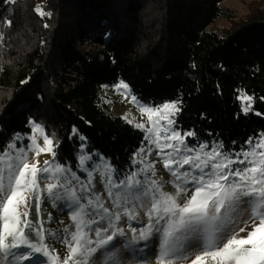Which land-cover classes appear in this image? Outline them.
<instances>
[{
  "label": "trees",
  "instance_id": "16d2710c",
  "mask_svg": "<svg viewBox=\"0 0 264 264\" xmlns=\"http://www.w3.org/2000/svg\"><path fill=\"white\" fill-rule=\"evenodd\" d=\"M222 2L0 0V146L17 134L30 135L31 121L58 145L59 163L76 169L78 136H83L94 163L102 155L119 173L135 170L140 165L132 162L133 154L146 144L145 132L113 111L107 92L124 81L147 105L182 101L176 128L196 133L187 137L190 146L203 141L209 149L214 142H222L226 151L247 147L244 141L264 132V0L248 1L239 17ZM219 19L228 25L215 28ZM85 34L89 52L82 43ZM67 68L70 75L63 79ZM238 90L253 96L247 115ZM80 175L87 183L88 176ZM49 211L41 208L46 229L57 236L66 227L74 230L71 217L53 214L49 221ZM238 212L240 218L245 211ZM47 242L61 258L67 255L63 243L52 237Z\"/></svg>",
  "mask_w": 264,
  "mask_h": 264
},
{
  "label": "snow or ice",
  "instance_id": "6c2138e0",
  "mask_svg": "<svg viewBox=\"0 0 264 264\" xmlns=\"http://www.w3.org/2000/svg\"><path fill=\"white\" fill-rule=\"evenodd\" d=\"M35 11L41 16L46 14L41 6ZM115 87L117 91L124 89L125 94L130 91L124 81ZM237 99L243 114L252 111L253 96L238 90ZM131 101L138 105L142 116L147 114L150 125L134 124L145 132L147 142L133 154L132 162L140 167L119 173L102 155L98 156L101 163L92 165L103 177L111 208L93 191V171L85 167L92 156L79 157L81 171H87L85 183L57 162L54 149L58 145L40 124L30 121V143L18 147L16 141L23 138L17 134L0 146V264H124L114 250L121 243L116 237H124L125 231L117 227L121 212L113 209H122L123 215L135 219L136 213L127 207L129 204L144 208L148 221L139 230L138 238L137 229L131 228L134 235L125 247L140 253L132 244L137 239L148 240L155 230L159 233L156 264H264V132L249 137L244 141L247 147L242 145L239 150L226 151L222 142L212 143L210 149L209 143L203 141L190 146L187 137H195L196 133L187 131L182 135L176 128L175 117L182 101L158 106L140 105L135 96ZM37 134L43 138V146L38 143ZM72 134L78 136V130L73 128ZM78 138L85 140L83 136ZM154 150L174 178L169 182L174 193L164 191L160 181L152 178L156 175L155 161L148 158ZM42 153L51 154L52 160H45L40 166L36 158ZM43 180L49 182L41 188ZM44 193L53 201L69 202L66 206L73 209V231L66 227L64 234L57 236L44 227L40 219ZM32 200L35 222L30 218ZM241 205L250 208L244 220L239 218ZM48 220H52L51 213ZM162 221L163 225L156 227ZM109 229L111 233L105 235ZM89 233L97 239L93 241ZM48 237L63 243L67 255L61 258L47 242Z\"/></svg>",
  "mask_w": 264,
  "mask_h": 264
},
{
  "label": "rangeland",
  "instance_id": "374dc122",
  "mask_svg": "<svg viewBox=\"0 0 264 264\" xmlns=\"http://www.w3.org/2000/svg\"><path fill=\"white\" fill-rule=\"evenodd\" d=\"M248 1H251V0H223L222 5L231 9L236 14V16L239 17L240 15L246 12V3ZM227 25H228V22L226 20L219 19L214 24V27L221 29L223 27H226ZM82 43H83V47L85 51L89 52L92 49V46L88 43L87 34L84 35ZM73 64H75V62H73L72 65ZM69 73H70V69L67 68L66 71L62 73L63 79H66V77L70 75ZM119 83H117L116 85H118ZM116 85L107 89L109 98L113 101V111L116 114H119L123 117H127V120H133V123H132L133 125L136 123H144L146 126H150L148 123L147 114L142 116L138 110V105L131 101L132 95L130 94V92L128 91L125 94L124 89H120V91H117L115 87ZM138 103L140 105H147L140 101H138ZM161 123H163V121ZM30 135H32V133ZM30 135H22L21 137L23 139L18 141L19 146H21L22 144L26 145L30 143V141L27 139V137ZM37 141L41 146H43V138L39 136V134H37ZM81 142H82L81 145H85L84 140H81ZM81 145L79 147V152L77 153L76 169H73L70 164H63L65 168L71 169V172L75 173L76 176L79 177V179L81 178L80 174L87 175V171H81L79 157L80 155H91L86 151V146L82 148ZM29 159H30V162H32L31 153H29ZM36 159L40 161V166H43V162L45 160H52V156L49 153H42ZM148 159L150 161H153V160L155 161L156 175L155 177H152V178L156 179V177H160L158 180L162 184L164 191L174 193L175 189H172V188L165 189L164 188L166 184L167 186L172 185L171 183L169 184V182L172 181L174 178L164 168L163 163L160 160V158L155 156V150L153 151V155L149 157ZM89 163H91V166H92L94 161L92 160L87 161L85 165V167L88 170L93 171V177L95 178L93 184L96 186L93 191H96L97 195L102 194L100 196L102 199V202L105 203V206H108L111 208V201L108 199L107 192L104 190L103 177L100 175L99 172L94 171L92 167L90 168ZM99 163H101V161ZM185 168H187V165L185 166ZM165 178H167L168 181L163 180ZM48 182H49L48 180H43L41 183V188H43L44 184H47ZM73 184H76V181H73ZM33 203H35L34 200L30 201V204H33ZM68 203L69 202L67 200L53 201L52 199L48 198L47 193H44L41 208L44 211L48 212L49 208L52 205H55L56 207L54 208V210L49 211L51 215L54 214V216H60V215L67 214L69 217H71V213L73 209L66 206ZM127 207L136 213L135 219H129L128 216L123 215L122 209H113L114 211L121 212V220L117 222V227L123 228L125 231V236L121 237L123 240L121 241V243H117V249H115L114 251H118V254L122 256L124 264H156V257L159 252V233H157L155 230L153 231L152 236H150L148 240L137 239V241L132 244V248L141 250L140 253H133L130 249L125 247L128 241L132 240V237L134 235L131 231V228L137 229V232L135 233V235L138 238L139 230L143 227H146L147 221H148V217L145 215L144 208L134 206L133 204H129L127 205ZM241 207L244 209L245 212L240 217V219L241 220L247 219L250 213V208L244 207L243 205H241ZM244 234L245 233H241V235H244ZM116 241L119 242L118 237H116ZM177 264H180V262L178 261ZM185 264H190V262H185Z\"/></svg>",
  "mask_w": 264,
  "mask_h": 264
},
{
  "label": "bare ground",
  "instance_id": "6f19581e",
  "mask_svg": "<svg viewBox=\"0 0 264 264\" xmlns=\"http://www.w3.org/2000/svg\"><path fill=\"white\" fill-rule=\"evenodd\" d=\"M118 240H119V242H121L123 239H122L121 237L118 236Z\"/></svg>",
  "mask_w": 264,
  "mask_h": 264
}]
</instances>
